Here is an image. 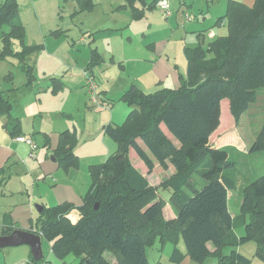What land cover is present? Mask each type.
<instances>
[{
    "label": "trees",
    "instance_id": "1",
    "mask_svg": "<svg viewBox=\"0 0 264 264\" xmlns=\"http://www.w3.org/2000/svg\"><path fill=\"white\" fill-rule=\"evenodd\" d=\"M77 1L83 10L96 6L94 0ZM123 1L133 19L145 16L139 7L146 4L144 0ZM19 12L18 0H5L0 5V39L10 51L13 39L20 41L16 57L27 79L23 89L15 88L11 72L4 83L9 87L0 84V119L12 138L19 137L21 125L12 115L11 95L35 83V66L30 59L42 48L26 43ZM226 19L218 20L228 22L226 36L217 37L207 47L186 49L188 72L180 75L178 89L146 93L131 86L124 92L121 101L130 108L125 122L105 127L117 151L103 164L90 167L92 185L83 204L43 205L37 226L29 230L48 240L54 252L72 253L79 264H151L148 250L157 244L163 249L170 243L172 264H181L187 256L199 264L210 258L218 264H251L235 247L255 241L257 255L264 260V174L247 179L241 222L245 235L238 237L229 193L236 190L237 174L248 159L237 157L231 147L217 148L210 141L221 125L225 98L230 99L232 113L240 121L263 94L264 0H255L253 6L229 0ZM102 59L94 49L87 69L93 72ZM45 139L44 144L50 147L47 134ZM76 140L73 130H65L55 150L58 164L68 171L78 165ZM130 149L144 162L149 175L157 166L171 174L154 187L132 164ZM250 151L264 152V122ZM161 190L171 192L169 202ZM167 205L175 217H165ZM74 213L78 214L76 222L71 220ZM17 229L11 215L6 214L2 235ZM181 237L186 253L177 246ZM227 247L233 248L229 255L225 254ZM108 254L115 258L113 263ZM32 261L43 264L44 259Z\"/></svg>",
    "mask_w": 264,
    "mask_h": 264
},
{
    "label": "rangeland",
    "instance_id": "2",
    "mask_svg": "<svg viewBox=\"0 0 264 264\" xmlns=\"http://www.w3.org/2000/svg\"><path fill=\"white\" fill-rule=\"evenodd\" d=\"M4 1L0 0V5ZM95 1L99 4L94 9L83 10L77 0H18L19 20L25 28L26 43L40 45L42 48L31 55L30 62L35 63V83L31 88L24 89V92L11 95L14 104L12 115L20 119L19 137L30 138L38 144V158L32 159L30 145L16 141L15 138L12 156L7 157L3 148H0V236L6 214L11 215L19 230L29 231L35 228L39 219L36 207H53L59 204L56 193L51 190L59 183L69 187L79 186L84 197L92 185L90 167L103 164L117 150V144L103 129L113 118L120 119V123L125 121L130 108L120 100L124 93H121L123 84L131 77L132 81L137 80L139 75V63L121 55L129 54L131 50L136 52L132 53L134 57L145 52L148 45L145 42V32L149 31V26L147 23H133L129 28L120 29L114 22L131 14L130 11H116L122 1ZM235 1L249 6L255 3V0ZM228 2L229 0H170L173 14L181 8V17L184 15L185 18L187 12L192 17L191 20H184L185 24L181 23L183 25L179 29H182V35L174 38L175 42H182L175 47L181 57H186L184 44L189 37L196 38L201 45L206 44L204 47H207L210 32H215L218 37L228 34V22L218 23L219 19H226ZM159 14L158 23L163 24L160 30L168 35L173 34L176 28L173 29L172 25L175 23L178 27L177 21L167 18L160 10ZM198 19L204 21L205 32L201 38L192 32L191 23L197 22ZM12 43V51L6 50L0 39V84L4 86L5 77L12 72L14 87L23 89L27 79L19 68V60L16 57V53L21 51V44L15 39ZM96 47L99 48L98 52L103 59L99 64L102 66L93 67L95 75H92L93 72L87 69V65ZM183 63L185 62H178L179 65ZM121 64L126 65L127 70L122 68ZM88 75H92L98 84L99 93L95 103L86 87ZM102 90H107L108 95L113 98L112 107L103 102L106 96L102 95ZM64 115L70 116L72 120ZM221 118L222 127L212 135V141L222 148L231 147L237 157L248 159L244 160L247 162L237 174L236 190L229 193V208L236 220L235 232L240 237L245 235V227L241 222L244 221L247 179L249 176H254L255 179L264 174V152L257 154L250 151L264 122V91L240 121L236 120L232 113L230 99L225 98L222 102ZM1 121L4 126V121ZM64 129L75 132L77 140L74 151L78 157V165L68 171L56 162L57 174L48 177L41 165L45 161L52 163L51 157L55 155V150L44 144L45 134L53 136ZM129 158L154 187H158L171 174L170 171L166 172L157 166L149 175L144 162L132 149L129 151ZM76 174L78 179L74 177ZM59 177L61 180L56 182ZM160 193L169 202L171 192L161 190ZM172 215L174 210L167 205L165 217L170 218ZM71 220L76 222L78 214L74 213ZM177 246L186 252L182 237ZM172 249L173 245L170 243L166 244L162 251L159 244L150 248V263L172 264ZM42 250L43 264H79L72 253L60 255V251L54 252L48 240L42 239ZM235 250L248 257L251 264H264V260L257 255L255 241L243 243L235 247ZM232 251V247L225 248V254L229 255ZM108 257L112 263L115 261L113 256L108 254ZM32 260L33 255L28 245L0 249V264H33ZM214 260L210 258L205 264H213Z\"/></svg>",
    "mask_w": 264,
    "mask_h": 264
},
{
    "label": "crops",
    "instance_id": "3",
    "mask_svg": "<svg viewBox=\"0 0 264 264\" xmlns=\"http://www.w3.org/2000/svg\"><path fill=\"white\" fill-rule=\"evenodd\" d=\"M120 1H122V2L117 6L116 11L117 12H118V10H119V12L130 11V13H131L130 8L128 6H126V3L123 0H120ZM144 1L146 3L145 5L144 4L139 5V7H141V9L145 10V16L142 19L135 20V19H133L132 14H130V15H127L122 20H117L114 22L115 25L120 29L121 28H129L133 23H138L139 25H144V24L146 25V23H147V26H149V31L145 32V36L147 37L145 42H147V44H148L145 52H142L141 54H139L138 56H135V57L132 56V53H136V52H133L132 50L130 51L129 54L121 55V57L124 56L125 58H131L132 59L131 61L139 63L138 64L139 75L137 76V80L132 81V77H131V79L129 78L127 81H125L123 84V89H122L121 93L128 90L131 86H137L138 88H140L141 90H143L146 93H153L155 91H159V90L164 89V88L178 89L181 86L180 75L181 74L186 75L188 72V60H187V55H186V49L187 48H194V47L201 45L199 43V40H196V38L192 39L191 37H189V40H186V43L184 44L186 57L184 55H183V57H181L180 52H178L175 47H178V45H180V43H182V42H180V41L175 42L174 38L180 37L182 35V29H179V28H182V25L185 24L184 20H186V19L183 18L184 15L181 17L179 15V13L182 14L183 10L181 8H179L176 11L177 12L176 14H172V16H170V17L166 16L167 18H171V19L174 18L177 21V25H178V27H177L174 23V25H172V27H173V29L174 28H176V29H174L173 34L168 35V34H165V32H163V30H160L161 25H163V24L158 23V17L160 16V14H159L160 9L156 6V2L159 0H144ZM154 2H155V4L153 5V7L149 8V6ZM95 4L97 6V4H99V3L95 1ZM171 6H172V2H171ZM160 11L163 12L162 10H160ZM187 13H189V12H187ZM121 16L124 17L123 15H121ZM161 19H162L163 23H165L162 17H161ZM181 23H183V24H181ZM203 23H204V21L200 20V19H198L197 22L191 23L192 32L195 33L196 36H198V38H201L202 35H204L205 28L203 26ZM217 37H218V35H216L215 32H210L209 33V38H210L209 43L211 41H213L214 39H216ZM203 46H206V44ZM95 50L98 51L99 48L96 47ZM30 61H31V59H30ZM178 62H185V63L179 65ZM30 63L35 66V63H33V62H30ZM89 64H90V61H89L88 65ZM100 66H102V65H99V67ZM121 66H122V68H126V70H127L126 65L124 66V64H121ZM93 73H94V70H93ZM94 75H95V73H94ZM5 87L7 88L9 86L5 85ZM101 92H102V95L104 94L106 96L105 100H103V102L106 103L107 106L112 107L113 106V98L110 95H108L107 90H102ZM110 102H112V105L110 104ZM65 116H67L68 118H70L72 120V118L70 116L64 115V117ZM221 117H222V115H221ZM120 122H121L120 119L116 120L113 118V121H111L110 124L121 125L125 121L123 123H120ZM106 125H105V127H106ZM220 126L222 127V121H221ZM105 127L103 129L104 132H105ZM221 127H219V129L217 131H219L221 129ZM65 130L66 129H64V131ZM67 130H69V129H67ZM62 132L63 131L54 133L53 136H51V134L47 133V135L49 136L50 141H51V144H50L51 150L54 151L58 147L59 140H60V134ZM210 141H211V144L213 146H215L217 148H222V146L220 147V145H217L214 143V141H212V136H211ZM13 145H14V138H12L11 135L7 132V130L3 126V123L0 119V148H3V153L7 157H10L14 154V151L12 149ZM221 145H224V144H221ZM52 157H51V159H52ZM41 168L43 169V171L46 173V176H48V177L50 175L54 174V176H55L57 174V171H56L57 170V164L53 160H52V163H49V161L43 162L41 165ZM70 171H72V170H70ZM71 174H72V172H71ZM77 176H78V174L74 175V177H77ZM77 179H78V177H77ZM59 180H61L60 177L57 179L56 182H58ZM75 185H77V184H75ZM51 190L56 193L57 200H59L58 201L59 204L64 203V202L73 203L76 206H81L83 204V190H81L79 186L77 188L75 186L69 187V186H66L65 184L59 183L58 185H56ZM173 217H175V216L172 215L170 218H173ZM162 250L163 249H161V251ZM172 252H173V249L170 252V257H171ZM183 253H186V252H183ZM213 259H215V258H213ZM194 263L195 262L192 261V259L189 256H187V257H185L184 261L181 264H194ZM213 264H218L216 259L214 260Z\"/></svg>",
    "mask_w": 264,
    "mask_h": 264
},
{
    "label": "water",
    "instance_id": "4",
    "mask_svg": "<svg viewBox=\"0 0 264 264\" xmlns=\"http://www.w3.org/2000/svg\"><path fill=\"white\" fill-rule=\"evenodd\" d=\"M52 160L54 162H57L55 156L52 157ZM36 208L40 213L43 210V205H39ZM22 245L30 246L31 253L36 262L43 259L41 235H38L35 232L17 229L10 235L0 236V249H4L8 247H17Z\"/></svg>",
    "mask_w": 264,
    "mask_h": 264
},
{
    "label": "built area",
    "instance_id": "5",
    "mask_svg": "<svg viewBox=\"0 0 264 264\" xmlns=\"http://www.w3.org/2000/svg\"><path fill=\"white\" fill-rule=\"evenodd\" d=\"M156 6L160 10H162L167 17L172 16L173 13H172L171 8H170V1L169 0H159V1H157ZM185 18H186V20H191L192 17L190 15V13H186ZM86 87L88 89V92L90 94L91 99L94 101V103L97 102V96L99 93V88H98V84H97L95 78L92 77L91 75H88V77H87V86ZM16 140L19 142H26L27 144H29L31 147L30 157L32 159H37V155H36V151L38 149L37 143H35L31 139H28L25 137H17Z\"/></svg>",
    "mask_w": 264,
    "mask_h": 264
}]
</instances>
